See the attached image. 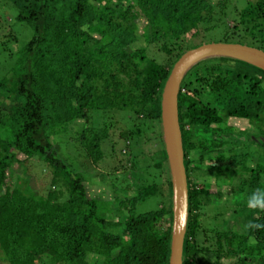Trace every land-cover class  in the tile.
Returning a JSON list of instances; mask_svg holds the SVG:
<instances>
[{"label": "trees", "instance_id": "1", "mask_svg": "<svg viewBox=\"0 0 264 264\" xmlns=\"http://www.w3.org/2000/svg\"><path fill=\"white\" fill-rule=\"evenodd\" d=\"M0 1L10 6L15 24L30 29L24 41L14 39L18 49L7 63L0 62L2 259L8 264H89V258L92 264H169L172 187L164 148L152 155L158 176L135 171L130 159L136 194L114 193L107 199L110 206L117 204V213H126L123 220H109L116 213L112 206L100 211L82 171L102 172L107 141L114 152L111 127L117 114L129 125L120 133L127 148L137 145L135 136L143 130L161 141L164 83L202 32L226 26L225 42L236 35L264 50V0H244L243 8L231 7V14L229 0ZM263 82L262 70L215 58L192 67L181 83L178 111L189 197L183 264H221V258L230 264H264V228L243 234L220 228L216 234L205 227L212 193L191 176H212L217 186L243 176L248 181L242 185L251 192L264 188V157L253 163L247 152L224 148L235 143L230 120L246 121L248 131L264 139ZM80 122L84 127L77 142L87 164L76 171L56 143L69 134L68 124ZM156 153L163 158L156 159ZM32 159L51 170L55 189L46 195L7 183L15 164ZM149 198H157V207L136 212V205ZM251 213L256 215L251 221L264 224V211Z\"/></svg>", "mask_w": 264, "mask_h": 264}, {"label": "rangeland", "instance_id": "2", "mask_svg": "<svg viewBox=\"0 0 264 264\" xmlns=\"http://www.w3.org/2000/svg\"><path fill=\"white\" fill-rule=\"evenodd\" d=\"M211 1L216 2L217 0ZM243 1L244 0H229L227 12L231 14L230 11L233 6H236L238 9L243 8ZM9 7L10 6L8 4L3 6L0 1V62L4 63L3 66L7 63L5 61L6 57L11 56V52L18 49V44L14 42V39L17 38L24 41L26 37L30 35V29L28 27L19 23H14L13 11H11ZM228 23L229 25L233 24L232 18L228 19ZM225 27L226 26L219 25L208 32H202L199 38L193 41L194 45L199 46L207 43L225 42ZM228 41L230 43L251 45L250 42L242 40L236 35L229 37ZM153 50H156L155 47L150 49L151 53ZM159 57L162 60L161 54ZM2 97L3 101H10V99L7 100L4 96ZM96 117L98 118V115ZM112 121L114 124L111 127V138L114 142V152L110 149L111 142L107 141L104 148V151L107 153L104 155V159L99 165L102 172H97L92 169L90 171L93 175H89L87 174L86 169L82 171L85 174L82 175V177L86 182L85 184L90 197L97 198L98 207L100 208V211L103 210L104 212L110 208L112 209V207L114 212H116L115 208L117 207V204L111 205V207L109 203L106 202L107 199L111 198L114 193L127 197H133L136 194L135 189L131 188L133 184V177L130 159L136 162L134 167L135 171H141L144 175L151 172V174H156L158 176L160 172L151 166L152 161L154 162L152 155L154 151L160 149L161 147L164 148L162 135L161 141L154 140L152 138V133L144 130L138 138L135 136L136 139L134 141L137 145L134 144L132 148H127L124 140L120 137V133L126 130L129 126L127 121L123 119L121 114L115 115ZM135 124H139V121H135ZM229 124L236 128V133L233 134L235 143L233 145H225L224 148L236 150L238 154L247 152L250 154L253 163H255L256 160L263 159V137L251 134L252 132L248 131V128L250 127L246 121L230 120ZM83 127V123L81 122L79 124H68L69 134L63 135V137L61 136L57 139L56 143V145L60 146V153L64 156L68 163H73V167L76 171H81L83 169V166H81L80 163L87 164L84 153L81 151L77 142L78 133L83 130ZM138 142L140 144H138ZM155 157L158 160L163 158L160 153H156ZM33 160L34 159L24 165L15 164L7 183L11 188L19 187L27 194L34 193L37 195H46L49 189H55L51 184V170L48 167H45L43 162H35ZM165 166H167V161L165 162ZM161 174V178L166 177L163 173ZM191 176L194 178L195 182H198V184L207 186L212 193L210 196L211 205L206 208V215L203 218L205 227H210L217 232L216 234H218L220 228L235 230L239 234L246 233L243 225L247 224L256 216L251 213V210L247 206L243 207V203L245 202L244 199L246 195H249L247 193L251 192L242 185V182L248 181L247 177L235 176L229 184L217 186L216 184L210 182L212 176L208 178L206 174L201 172H198V174L197 172H194L193 174L191 173ZM157 205V198H149L136 205V212L148 211L156 208ZM120 214L121 213L119 212L113 213L110 215L111 217H109V220H123L126 213L122 215ZM207 230L209 231V229ZM216 239L217 237L215 240L213 238L210 239V241L215 242ZM2 255L3 254L0 251V264H8L2 259ZM210 258L211 262H214L216 259L212 255ZM93 262L94 259L89 258V264H92ZM220 263L230 264L231 261L229 259L221 258ZM96 264L103 263L100 260H97Z\"/></svg>", "mask_w": 264, "mask_h": 264}, {"label": "water", "instance_id": "3", "mask_svg": "<svg viewBox=\"0 0 264 264\" xmlns=\"http://www.w3.org/2000/svg\"><path fill=\"white\" fill-rule=\"evenodd\" d=\"M215 58L244 62L264 72V50L240 43L215 42L185 51L173 64L160 97V124L172 187V225L169 264H183L188 223V181L179 123L178 95L186 73L198 63Z\"/></svg>", "mask_w": 264, "mask_h": 264}, {"label": "clouds", "instance_id": "4", "mask_svg": "<svg viewBox=\"0 0 264 264\" xmlns=\"http://www.w3.org/2000/svg\"><path fill=\"white\" fill-rule=\"evenodd\" d=\"M247 207L251 210H260L264 211V188H258L254 190L248 197H247ZM245 232L264 228V224H257L255 221H249L247 224L243 225ZM254 243V241H252Z\"/></svg>", "mask_w": 264, "mask_h": 264}]
</instances>
